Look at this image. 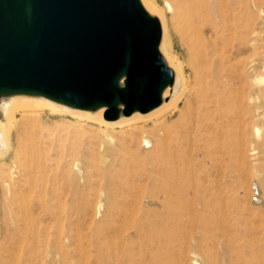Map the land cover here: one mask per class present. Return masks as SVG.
Instances as JSON below:
<instances>
[{"label": "bare ground", "instance_id": "obj_1", "mask_svg": "<svg viewBox=\"0 0 264 264\" xmlns=\"http://www.w3.org/2000/svg\"><path fill=\"white\" fill-rule=\"evenodd\" d=\"M252 1L256 0L167 2L190 48L192 80L168 51V28L162 10L155 2L139 0L147 14L161 23L160 51L175 75L174 82L162 92L161 105L147 115L135 111L126 117L120 103L119 118L108 121L103 117L107 106L83 110L41 95H0V112L5 118L0 120V147L5 146L1 153L7 150L8 137L18 126L17 113L23 116V131L7 172L11 184L0 264L64 262L63 195L67 176L55 137L48 133L51 127L43 121L44 110L70 115L85 129L98 125L111 142L114 137L109 132L114 126L120 129L123 150L115 157V172L108 177V195L114 201L109 207L111 223L106 236L99 240L100 246L104 243L111 250L110 257L118 262L133 260L136 254L130 245L142 247L145 241L153 252L171 251L179 238L181 220L191 225L201 222L207 243L218 246L227 236L238 256L234 264H262L263 251L255 238L237 242L228 236L231 225L219 186L257 158L256 136L264 126V62L259 66L252 59L238 58L242 48L253 44ZM181 82L183 89L177 92ZM119 86L125 87V76ZM185 99L186 109L177 130L161 125L151 133L141 125V117L175 111ZM200 163L206 179L219 184L217 189L201 190ZM235 181L243 184L242 180ZM145 199L157 203L161 210L144 209ZM184 214L193 220L179 219ZM130 230L136 240L129 235Z\"/></svg>", "mask_w": 264, "mask_h": 264}, {"label": "water", "instance_id": "obj_2", "mask_svg": "<svg viewBox=\"0 0 264 264\" xmlns=\"http://www.w3.org/2000/svg\"><path fill=\"white\" fill-rule=\"evenodd\" d=\"M161 39L159 19L139 0H0V95L107 106L108 121L120 103L126 117L148 114L175 79Z\"/></svg>", "mask_w": 264, "mask_h": 264}, {"label": "rangeland", "instance_id": "obj_3", "mask_svg": "<svg viewBox=\"0 0 264 264\" xmlns=\"http://www.w3.org/2000/svg\"><path fill=\"white\" fill-rule=\"evenodd\" d=\"M168 1L150 0L153 5L156 3L164 14L168 28V51L173 55L174 60L181 65L183 72L193 80V70L190 66V48L184 42L181 32L174 23L168 7H166ZM263 11L264 3L259 0L251 2L252 23L255 30L253 44L242 48L244 51L241 49L238 57L243 61L252 59L259 66L264 62ZM182 89L181 82L177 92L182 91ZM187 101V99L183 100L178 109L165 115H163L164 112H161L157 115L141 117V125L151 133L157 131L161 125L177 130L181 124V113L185 111ZM42 112L43 121L51 127L48 133L55 137L54 144L60 149L67 176L64 180L63 195L65 208L63 218L65 255L63 264H234L236 262L238 256L235 249L230 245L227 236L223 244L218 246L211 241L207 243L201 222L196 221L191 225V222L182 224L181 220L178 224L181 226L177 235L179 238H177V243L171 251L162 249L153 252V247H150L148 241H145V246L142 247H139L138 244L130 245L133 247L132 253L136 254L133 260L118 262L117 259L110 257L111 250L109 251L104 243L100 246L99 240H103L106 236L111 223L109 207L114 201L108 195L110 185V178L108 179V177L115 172L117 167L115 157L123 150L119 138L120 129L114 126L115 129L109 132L114 137L112 144L111 140L108 141L110 138H105L103 129L98 125L85 129L77 126L70 115L64 113L54 114L49 110ZM0 120L5 121L2 113ZM17 120V128L8 137L7 150L1 153L5 150V146L0 147V240L5 234V210L8 205V185L11 184L7 172L12 164V152L17 147L23 131V116L21 113H17ZM6 128L9 129L10 125L7 124ZM256 138L257 158L245 170L237 172L235 176L225 179L224 182L221 181V185H219L217 181L216 184L206 179L203 164L200 163L198 165V182L203 191L209 188L212 190L213 188L217 189L219 186L222 187L223 205L225 212L229 214L227 217L231 225V229L227 231L228 236L237 242L250 237L255 238L258 241L259 249L263 251L261 259L262 264H264L263 125ZM237 179L242 180L243 184H238L235 181ZM142 205L144 209L161 210L157 203H152L148 199H145ZM90 216L91 218H89ZM182 218L193 220L190 215L185 214L179 219ZM86 226L88 227L85 228ZM129 235L136 240V234L133 230L129 231ZM75 239H77V242H75ZM153 253L154 255H151Z\"/></svg>", "mask_w": 264, "mask_h": 264}]
</instances>
